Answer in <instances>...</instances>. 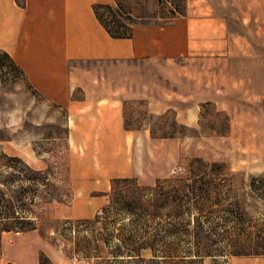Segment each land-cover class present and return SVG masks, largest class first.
I'll return each mask as SVG.
<instances>
[{"label": "rangeland", "instance_id": "rangeland-1", "mask_svg": "<svg viewBox=\"0 0 264 264\" xmlns=\"http://www.w3.org/2000/svg\"><path fill=\"white\" fill-rule=\"evenodd\" d=\"M118 1L132 27L186 2ZM207 2L222 27L191 55L78 63L122 98L116 157L71 144L65 110L0 58V141L31 149L0 147V264H264V0Z\"/></svg>", "mask_w": 264, "mask_h": 264}, {"label": "crops", "instance_id": "crops-1", "mask_svg": "<svg viewBox=\"0 0 264 264\" xmlns=\"http://www.w3.org/2000/svg\"><path fill=\"white\" fill-rule=\"evenodd\" d=\"M21 1L0 0V48L10 52L33 89L65 110L71 144L115 149L113 157L131 145L122 98L96 96L89 89L92 82L79 76L78 63L175 59L197 51L199 29L222 27L207 0H186L172 22L135 24L130 37L112 36L96 14V4L116 0ZM0 147L21 158L31 150L1 141Z\"/></svg>", "mask_w": 264, "mask_h": 264}, {"label": "trees", "instance_id": "trees-1", "mask_svg": "<svg viewBox=\"0 0 264 264\" xmlns=\"http://www.w3.org/2000/svg\"><path fill=\"white\" fill-rule=\"evenodd\" d=\"M117 2L114 4H103V3H98L95 5V11L98 17H100L101 21L103 24L106 26L107 30L109 33L112 34V36H117V37H130L132 35V23L127 24L126 22L120 20L117 17V14L119 13L117 8L120 5V2L116 0ZM105 14L107 17H105ZM131 16L128 17L130 20ZM0 58H4L6 61V66L9 67V69L6 70V72L15 71V72H23V69L19 67L16 62L14 61L12 55L10 54L9 51L7 50H0ZM5 64L0 62V69L5 68ZM9 158L20 160L21 158L18 156H10ZM125 180H130L129 178H125ZM116 181H113V187L115 185ZM28 221V220H27ZM30 222V221H28ZM18 228H23V226H19Z\"/></svg>", "mask_w": 264, "mask_h": 264}]
</instances>
